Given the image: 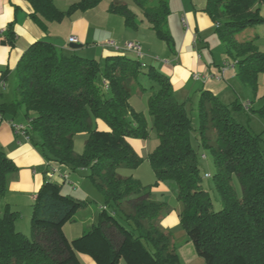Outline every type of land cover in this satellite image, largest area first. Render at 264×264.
<instances>
[{"label": "trees", "instance_id": "trees-1", "mask_svg": "<svg viewBox=\"0 0 264 264\" xmlns=\"http://www.w3.org/2000/svg\"><path fill=\"white\" fill-rule=\"evenodd\" d=\"M32 19L63 22L76 11L87 12L101 0H81L60 11L53 0H26ZM157 37L168 45L173 38L168 28L170 10L166 0H134ZM136 29V15L125 5L114 3L110 10ZM205 11L215 23L226 54L239 66L238 77L255 92L264 73V52L256 45L259 36L239 42L236 35L264 24V0H208ZM11 31V30H10ZM9 37V36H8ZM101 68L94 59L68 55L53 43L40 40L24 52L16 68L15 100L0 104L5 115L25 109L27 136L39 138L48 162L77 171L90 169V179L104 196L106 206L99 221L80 238L70 242L63 227L89 202L62 192L67 179L50 177L33 204L31 236L16 228L18 212L5 206L0 214V264H80L76 251L89 255L97 264H183L173 235L162 227L169 209L152 198V186L122 175L141 166V158L130 139L145 140L146 118L131 106L137 88H146L140 78L148 76L156 86L149 99L160 143L148 161L156 185L166 183L181 204L180 227L206 264H264V154L260 136L235 122L228 106L210 91L200 100L202 145L211 149L217 172L214 176L223 208L214 211L203 187L198 155L191 143V119L175 97L170 79L140 58L119 53ZM264 118V106L258 111ZM33 116V117H31ZM108 127L100 131L97 122ZM212 132V134H211ZM86 136L81 154L75 140ZM17 166L0 148V198L8 177ZM235 179L242 196L239 197Z\"/></svg>", "mask_w": 264, "mask_h": 264}, {"label": "crops", "instance_id": "crops-1", "mask_svg": "<svg viewBox=\"0 0 264 264\" xmlns=\"http://www.w3.org/2000/svg\"><path fill=\"white\" fill-rule=\"evenodd\" d=\"M65 1L63 9L58 7L56 1H54V4L60 11L65 12L72 5L79 3L81 0ZM166 1L170 10L168 28L172 34L173 48L171 47L168 50L165 46L159 45L160 54L163 49L167 50V54L165 55L166 59L164 62H158V65H154L153 68L170 79L177 99L180 98L179 95L187 97L192 96L193 91L189 90V86L192 84L197 85V83L199 84L201 82H204L203 91H210L218 98L223 99L227 93L229 94L231 89L227 83L228 79L236 83L239 77L238 72L233 70V65H231L222 78H214V76L219 74L223 64L228 62V59H226V55L222 53L221 46H218L221 49V56L223 55V58L220 56V63L214 56H212V59L211 55L209 57L207 56V54H209L208 49L211 46L209 43V41H211L210 32L213 27H215V23L205 11L208 0ZM112 3H119L127 6L136 15L138 27L136 29L129 28L125 23L124 17L119 14H113L109 11V14H105V12H96L98 11L97 7L87 12L76 11L60 24L57 22H44V27H40L32 19L31 13L33 10L26 0H0V83L5 82L7 84L6 89L0 87V104L10 105L13 102L12 100H15L13 92L11 93L9 88L10 80L15 76L16 82V68L21 57L30 45L40 40L53 43L60 51L68 55L75 54L79 56V51L84 49L85 46L83 45V47L78 50H72L71 45L86 43L92 31L97 32L104 29L109 32L108 34L118 37V39L113 37L116 39L117 45H125L132 42L140 44L142 48V58L140 59L146 60L149 56H153L154 54L151 53V44L157 43L156 41H159V38L157 39L155 31L144 16L143 11L134 4V0H111L110 4ZM134 6H137V8H134ZM66 20H69V22H67L69 23V27L64 24ZM184 20L187 26L184 25ZM58 31H60L61 34H59ZM71 38H75L77 42L70 43ZM201 49H203L204 52H202ZM117 53L118 52L114 49L107 48L104 49L100 55L102 57L114 56L117 55ZM119 53L128 54L130 52L120 51ZM207 59H209V61H207ZM157 60L160 61L159 58H156V61ZM143 62L145 63V61ZM142 78H140V83ZM144 88H146V91L141 92L137 88L134 93H146L151 97L155 92V88H151V90L145 86ZM8 116L9 115H5V117L0 120V148L14 161L17 170L8 177L7 190L1 200L0 208L2 211L0 214H3L5 206H9L12 211L19 213L23 212L25 209L29 211L33 207L37 194L45 181V173L47 171L54 173L57 178L66 176L67 182L71 184L74 189L77 188V185H75L77 182H75L72 175L68 173V168L65 166H56L57 163L54 165V163L51 164L45 160L42 150L33 145L32 140H30L28 136L14 131L12 128V125L15 124L14 119H7ZM151 120H153V118H151ZM97 128L100 131L108 130L106 124L101 121L97 122ZM154 137V134H152L147 142H143L144 144L135 139H130L129 142L136 153L141 158H144L152 153ZM85 140L86 136H84L82 140H79L77 145L76 138V153L81 154L85 145ZM122 175L133 177L131 171H124ZM172 193L174 194V191L170 185L159 183L152 189V198L155 201L167 202V204H169L168 200L170 199L168 196ZM101 208L103 209L104 207ZM180 211V206H176L174 212L168 211L162 220V227L165 230L169 231L180 225ZM90 213L91 216L88 217L87 220L83 222L75 221L76 226L67 223L63 227V232L70 242L88 233L96 224L97 212ZM76 257L80 264H97L89 255L77 251Z\"/></svg>", "mask_w": 264, "mask_h": 264}, {"label": "rangeland", "instance_id": "rangeland-1", "mask_svg": "<svg viewBox=\"0 0 264 264\" xmlns=\"http://www.w3.org/2000/svg\"><path fill=\"white\" fill-rule=\"evenodd\" d=\"M53 1H56L60 9L64 8L65 2H66L65 0H53ZM110 1L111 0H101L100 4L97 7L98 11L96 12H103V13L105 12V14L107 13L109 14L110 12L109 10L112 4H114V3L110 4ZM123 1H126V0H123ZM134 8H137V6H134ZM65 22H66L64 23L66 24L65 26L69 27V23H67L69 22V20H66ZM58 32L59 34H61L60 31ZM95 32L96 31L91 32L88 38V42L81 44V45H84L85 48L79 51L80 52L79 56L82 58H86V59L96 60V62L100 64L101 68L104 69L106 67L108 58L111 57V56L102 57L100 55L102 54L104 49L112 48L115 51H119V50L126 51V46L129 43L125 45H117L116 39H118V37L108 34L109 32L104 29L97 31L96 33ZM210 36H211V41H209V43L211 46L208 49L209 54H207V56L209 57L211 55V59H212V56H214V58H216L218 62L221 61L220 60L221 49L219 48L221 46L222 53L226 55V59H228V62L232 63L233 70H235L236 72H239V66L237 64V61L235 60L234 57H230L229 55L226 54V46L223 45L219 41V35L216 30V26L213 27L212 31L210 32ZM256 36L260 37L256 45L260 51L264 52V24H261V25H258L252 28H248L238 33L236 35V39L239 42H246V41L253 40L254 38H256ZM113 37H116V39ZM158 40L159 41H156L157 43L151 44V49H152L151 53H153L154 55L149 56V58L146 60L140 59L142 60V62L145 61V63L144 62L143 63L148 67L149 66L153 67L154 65L157 66L158 62H164L166 59L165 55L167 54L166 49L169 50V48L172 47V44H170L171 46H169L167 42L161 39H158ZM159 45H163L166 48L162 50L161 54L159 52ZM201 51L204 52L203 49H201ZM132 53L133 52H130L125 55H127V57L129 58H134V59L139 58L137 54L135 53L132 54ZM156 58H159L160 61L159 60L156 61ZM221 58H223V55L221 56ZM207 61H209V59H207ZM227 83L231 87L230 91L232 93L229 91V94L227 93V95L224 96L223 99L219 98V100L221 101L222 104H224L225 106H228L230 115L232 116V118L235 120L236 123L242 125L245 128H248L254 135L260 136V146L264 154V118L258 112L264 106V73H262L258 78L256 92L251 86L246 85L240 79H238L236 83L228 79ZM141 84L142 86L149 88V90H151L152 86L157 87V84H155L153 80H151L148 76H143L141 80ZM203 84L204 82H201L199 84L197 83V85L196 84L190 85L189 90L193 91V95L190 97L179 95L180 98L178 99L176 98V99L180 104L184 105L191 119V125H192L191 143H192L193 149L198 155L199 169H200V174L202 177L203 187L209 193L212 203H213L214 211L217 212L223 208L220 193L218 191V188L216 186L215 179H214V176L217 172V166L214 162V157H213V153L211 149L205 148L202 145V134L200 130L201 119L199 116V109H200L201 94H202V91L204 90ZM15 85H16V82H15V76H14L10 80V84H9V88L11 90V93L13 92L14 99H15ZM149 99H150V96L146 93H142V94L134 93L132 96L133 110L145 116L146 122L148 125V131H149V135L147 139L145 140L135 139V140L142 142V144H144L143 142L144 141L147 142L151 138V135L154 134L155 137L153 139V150H152V152H154L159 146L160 140H159L157 131L154 127V119L151 120L152 117L149 113ZM11 118L14 119L15 125H23V126L28 127L29 121H28L27 113L25 109L19 110L15 116L9 115L7 119H11ZM83 137L84 136L77 137V145H78L79 140H82ZM32 142H33V145L35 146L39 144V138L37 135L33 136ZM148 156H145L143 158L144 160L140 167H138L137 169L131 172H132L133 178L139 181L143 186H152L153 188H155L156 187L155 186L156 176L152 169L151 164L148 161ZM50 163L51 164L54 163V165L56 164V162H50ZM56 166H63V165H60L57 163ZM68 173L72 175L75 182H77V184H75L77 185V188L74 189L71 186V184L67 182L65 185H63L62 192L64 194H69L73 196L74 198L89 202V205L83 211H80L74 216L73 223L69 222L68 224H71L72 226H76L75 225L76 222H81V221L83 222L87 220V218L91 216L90 212H97V222H96L97 224L99 221V214L102 211L101 207L106 206V201H105L104 196L94 186L92 180L90 179L89 177L90 169L84 168V169H80L77 171H72L68 169ZM208 176L210 177L207 178ZM235 187H236L239 197H241L242 190H241L240 184L237 179H235ZM174 194L172 193L171 195L168 196V198L170 199L168 200L169 204H167L166 202L170 212H174V208H176V206L181 207V204L178 202L177 197ZM1 200H2V197L0 198V205H1ZM1 211L2 210L0 208V212ZM32 213H33V208H31L29 211L25 209L23 212L19 213L20 218L16 222V228L18 229V231L22 232L24 235L28 237L31 236ZM169 232L173 235L175 239V242L178 247V252L182 259L183 264H206L204 259L199 257L195 249V246L189 240L186 232L180 227V225L169 230ZM118 264H127L123 256L120 258Z\"/></svg>", "mask_w": 264, "mask_h": 264}, {"label": "built area", "instance_id": "built-area-1", "mask_svg": "<svg viewBox=\"0 0 264 264\" xmlns=\"http://www.w3.org/2000/svg\"><path fill=\"white\" fill-rule=\"evenodd\" d=\"M183 23H184L185 26H187L185 20L183 21ZM76 42H77V40L75 38H71L70 39V43H76ZM126 51L133 52V53L137 54L139 56V58H142V53H141L142 52V48H141L140 44H137V43H129L126 46ZM231 65L232 64L230 62L224 63L223 66L220 68L219 74L217 76H214V78L215 77H216V79L222 78L224 76V73L226 72V70L229 69L231 67ZM0 87L2 89H6L7 84L5 82H1L0 83ZM3 118H4V116H3V114H2V112L0 110V120H2ZM12 128L14 129V131L16 133H20V134H23V135L27 136L26 131H27L28 127L13 124L12 125ZM49 176L50 177H53L55 175H54V173H50L49 172ZM63 177L66 179V176H63ZM209 177L210 176H208L207 178H209Z\"/></svg>", "mask_w": 264, "mask_h": 264}, {"label": "water", "instance_id": "water-1", "mask_svg": "<svg viewBox=\"0 0 264 264\" xmlns=\"http://www.w3.org/2000/svg\"><path fill=\"white\" fill-rule=\"evenodd\" d=\"M83 47V45L81 44H74V45H71V49L72 50H78V49H81Z\"/></svg>", "mask_w": 264, "mask_h": 264}]
</instances>
